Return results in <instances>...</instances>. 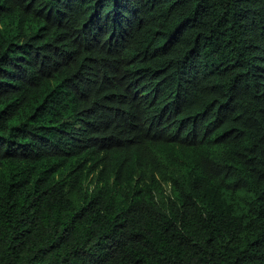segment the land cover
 <instances>
[{
    "label": "trees",
    "instance_id": "trees-1",
    "mask_svg": "<svg viewBox=\"0 0 264 264\" xmlns=\"http://www.w3.org/2000/svg\"><path fill=\"white\" fill-rule=\"evenodd\" d=\"M0 264H264V0H0Z\"/></svg>",
    "mask_w": 264,
    "mask_h": 264
}]
</instances>
